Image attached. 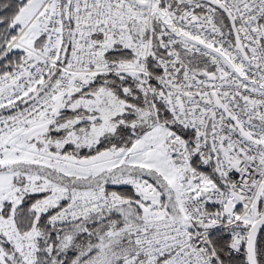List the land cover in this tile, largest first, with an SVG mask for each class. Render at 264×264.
Returning a JSON list of instances; mask_svg holds the SVG:
<instances>
[{
    "label": "snow or ice",
    "instance_id": "1",
    "mask_svg": "<svg viewBox=\"0 0 264 264\" xmlns=\"http://www.w3.org/2000/svg\"><path fill=\"white\" fill-rule=\"evenodd\" d=\"M0 264H264V0H0Z\"/></svg>",
    "mask_w": 264,
    "mask_h": 264
}]
</instances>
